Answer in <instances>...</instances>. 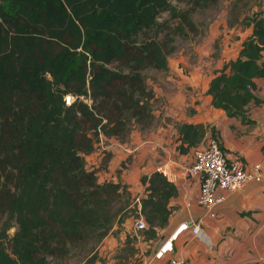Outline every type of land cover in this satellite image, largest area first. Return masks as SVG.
<instances>
[{
	"label": "trees",
	"instance_id": "16d2710c",
	"mask_svg": "<svg viewBox=\"0 0 264 264\" xmlns=\"http://www.w3.org/2000/svg\"><path fill=\"white\" fill-rule=\"evenodd\" d=\"M176 1L189 7L176 9L171 0H0V264H52L77 245L89 251L128 205L119 178L98 179L110 152L99 168L85 156L100 134L121 142L130 123L151 122L153 92L142 69L165 70L172 48L169 37H158L167 24L160 12L190 24V11L218 0ZM244 16L235 21L249 34L205 90L228 116L255 100L253 80L264 76V5ZM176 130L185 152L205 127L181 122ZM139 183V233L148 241L166 224L177 187L159 169L142 173ZM127 241L122 263L140 264L142 253Z\"/></svg>",
	"mask_w": 264,
	"mask_h": 264
},
{
	"label": "crops",
	"instance_id": "0c3cea01",
	"mask_svg": "<svg viewBox=\"0 0 264 264\" xmlns=\"http://www.w3.org/2000/svg\"><path fill=\"white\" fill-rule=\"evenodd\" d=\"M245 28L247 31L239 34L241 38L238 36L232 41L234 45L228 46L226 57L215 64L210 72L203 75L197 73L183 84H179V79L165 75L166 88L163 90L159 86L158 89V109L152 108L153 90L150 99L152 122L156 119L157 124L151 128V123L148 132L135 135L132 149L115 138H109L111 142L108 151L111 155L107 168H112L117 144L123 151L133 152V165L142 164L145 160L141 168L148 167L142 173L159 169L177 187V194L169 200L172 210L166 224L157 230L153 240L141 239L139 243L144 249V252L139 249L142 253L140 264H143L144 258L151 256L154 248L179 223H189L196 218L199 219L201 234L194 235L189 229L179 230L172 240L173 250L161 258L151 260V264H165L169 255L182 257L186 264H264V76L254 78L252 93L255 100L246 104L237 116H228L222 109L212 106L210 94L205 93L214 69L234 57L241 40L249 34L250 27ZM262 59L264 63V56ZM173 72L176 77L180 76V80L184 79L177 68ZM181 122L202 123L205 127L200 140L185 152L177 148L180 140L176 138V124ZM211 135L217 138L227 156L239 159L246 168L259 163L262 173L259 180L251 179L236 189L222 190V201L212 207L214 216L205 215L202 207L195 202L199 181L186 173L193 149L203 145ZM114 142L115 145H112ZM90 155L87 154L85 158L88 159ZM133 173L126 169L119 177L111 175V179L120 178L122 183L131 181L134 185ZM129 186L126 188L132 190V186ZM95 264H114V260H96ZM125 264H130L129 259Z\"/></svg>",
	"mask_w": 264,
	"mask_h": 264
},
{
	"label": "rangeland",
	"instance_id": "374dc122",
	"mask_svg": "<svg viewBox=\"0 0 264 264\" xmlns=\"http://www.w3.org/2000/svg\"><path fill=\"white\" fill-rule=\"evenodd\" d=\"M171 3L179 10H184L189 7L188 4L176 0H171ZM263 5L264 0H218L213 5L197 7L190 11V24H184L181 22L180 17L171 15L168 10L161 11L158 16V21L165 20L167 24L166 26H162L163 29L158 37H169V45L172 48L167 54L166 69H170V71L167 72L166 69L164 71V69L160 70L149 67L142 69L147 85L154 91L152 108L158 109V89L159 86L163 90L166 88L164 83L165 75L179 79V84H183L187 79H192L197 73L203 75L207 71L210 72L215 64L220 63L226 57L225 51L228 49V46L234 45L232 41L236 40L240 33L247 31L238 21H235V18L237 16L238 19L245 18L244 15L246 13L258 10ZM228 21L232 24L228 25ZM241 37L242 35L239 36V38ZM239 41L240 39H238ZM174 68L180 70L184 78L183 80H180L179 75L177 77L175 76L173 72ZM168 80L170 79L168 78ZM172 90L174 92L175 87ZM157 116L158 114L155 115V118ZM156 124V119L153 122L151 120L145 127L130 123L128 133L123 137L121 144H126V146L132 149L131 143L134 142V136L138 133L142 135L148 132L150 125L152 128ZM110 142L111 140L109 138H104L100 134L90 157L88 159L85 158V163L89 167L99 168L100 160L105 154V151L108 150ZM112 145H115V142ZM114 155L116 156H113L115 158L112 161L113 169H99L97 176L100 180H105L111 179V175H117L119 177V174H122L126 169L127 171L128 169L134 171L135 184L133 185L131 181L124 183L126 187L129 185L132 186V190L126 188L127 193H129L127 198L123 197V201L127 202L128 205L122 210L120 215L118 214L119 216L117 215L116 221L113 223L110 231L96 242L89 251H87L89 249L88 245L81 244L82 246H73L65 257L53 260L52 264H95L96 260L101 259H113L114 264H121L125 258L119 254L122 252L126 239H128L127 242L129 245L132 244L138 250L140 249L144 252V249L139 244L141 241L140 229L136 228L133 224V207L136 198L144 194V189L139 183V176L148 166L141 168L144 166L145 160L142 164L133 165L134 163L131 160V156L134 155L133 152L123 151L120 145L117 144L115 145ZM109 171H112L111 174L107 173ZM1 224L2 220H0ZM8 229L6 232L9 235L13 230L8 231Z\"/></svg>",
	"mask_w": 264,
	"mask_h": 264
},
{
	"label": "built area",
	"instance_id": "2783aa9c",
	"mask_svg": "<svg viewBox=\"0 0 264 264\" xmlns=\"http://www.w3.org/2000/svg\"><path fill=\"white\" fill-rule=\"evenodd\" d=\"M72 96L65 94L63 100L68 104ZM87 101H89L87 99ZM186 173L199 181V188L195 202L202 207L204 214L214 216L212 207L223 199L222 190L236 189L246 181L259 180L262 176L259 163H253L249 168L243 166L241 161L229 157L219 146L215 137L209 136L205 143L192 151V160L186 168ZM136 217L133 224L140 229L145 226L139 211L138 197L136 198ZM189 229L190 233L200 235L199 219L191 220L189 223L181 222L176 229L153 250L149 258L143 259V264H151V260L161 258L164 254L173 250L172 240L179 230ZM165 264H186L182 257L169 255Z\"/></svg>",
	"mask_w": 264,
	"mask_h": 264
},
{
	"label": "water",
	"instance_id": "95a60500",
	"mask_svg": "<svg viewBox=\"0 0 264 264\" xmlns=\"http://www.w3.org/2000/svg\"><path fill=\"white\" fill-rule=\"evenodd\" d=\"M13 226L9 227L8 231H12L13 230Z\"/></svg>",
	"mask_w": 264,
	"mask_h": 264
}]
</instances>
